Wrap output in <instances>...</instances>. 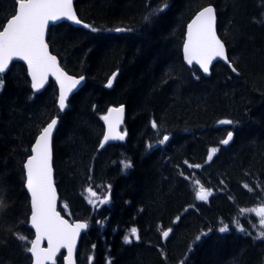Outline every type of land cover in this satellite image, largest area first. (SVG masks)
<instances>
[{"label":"trees","instance_id":"16d2710c","mask_svg":"<svg viewBox=\"0 0 264 264\" xmlns=\"http://www.w3.org/2000/svg\"><path fill=\"white\" fill-rule=\"evenodd\" d=\"M208 4L238 74L216 62L205 77L182 60L186 23ZM75 9L99 31L67 22L49 30L64 68L86 79L63 113L53 81L34 94L21 63L3 78L0 264H31L16 238L26 237L28 247L32 235L23 163L54 115L53 165L64 212L89 223L78 264H264L261 228L250 221L256 217L241 214L264 204V0H75ZM12 13L14 0H0V25ZM114 70L118 76L107 88ZM114 104L125 107V139L101 147L102 117ZM230 131L233 139L221 144ZM125 161L131 167L122 170ZM192 178L215 190L208 202L196 200ZM89 187L109 202L90 203ZM234 220L243 221L244 231ZM223 225L226 232L219 231ZM133 227L139 239L130 236L126 244Z\"/></svg>","mask_w":264,"mask_h":264},{"label":"snow or ice","instance_id":"6c2138e0","mask_svg":"<svg viewBox=\"0 0 264 264\" xmlns=\"http://www.w3.org/2000/svg\"><path fill=\"white\" fill-rule=\"evenodd\" d=\"M167 7L168 5L164 4L154 9L148 16H145V20H149L152 15H158ZM61 18H66L78 25L82 24L73 10V0H14V14L6 19V23L0 25V29H2L0 30V88L3 87V74L9 69L11 62L16 58L22 59L27 63L32 81L31 87L34 91L44 87L49 73L55 76L60 89L57 103L59 110L62 111L67 106L66 101L69 93L84 78L81 77L78 80L68 76L59 68L56 57L48 52V46L44 40L45 28L49 21H57ZM215 20V10L212 6H208L203 8L192 23L188 25V39L184 45L185 60L189 64L195 61L204 73H209V65L214 59L221 58L225 61L228 59L225 45L216 34ZM83 27L90 28L92 32L99 31L87 24H83ZM115 31L131 30L117 28ZM232 70L236 71L234 67ZM116 75L117 73H113L112 77L108 79L107 87L112 86ZM123 112L124 106L121 105L118 108H109V114L102 117L107 123L108 130L101 142V147L109 140L125 139V134L117 130L118 125L122 122ZM57 123V119L53 118L45 127L40 129L31 149L32 155L24 163L27 176L26 187L31 193V223L36 230V237L30 241L31 247L26 246V237L17 234L16 238L25 244L24 251L31 254L32 264H45L46 261L55 264V257L61 248H67L68 264H73L76 238L81 230L88 227L87 223L70 225L55 210V190L52 186L51 169V139ZM220 123L232 124L233 121L223 120ZM152 127H157L155 121H153ZM232 139L233 132L230 131L220 143L227 145ZM167 140L168 137L165 136L160 143L163 144ZM216 151V148L210 149L209 160L212 159V155ZM130 167V162H122V170ZM191 167L198 168L201 166L194 165ZM192 179L196 199L206 201L211 195V190L205 189L198 180ZM87 191L90 194L89 202L92 204H106L110 200L108 195H105L103 199L98 197L91 187ZM4 207V201L0 199V209ZM241 211L253 212L259 217L261 231L257 233L256 238L264 239V204ZM234 223L237 224L238 231H244L238 220H234ZM227 230V225L219 229L220 232ZM169 231H164L163 237H168ZM204 235L206 234L201 233L200 236L196 237V241H199ZM130 236L139 239L138 230L135 227L131 228L129 234L124 236V243L132 242ZM44 238L48 241L47 249L40 247V241ZM191 250L190 246L189 251ZM89 259L91 260V257ZM181 264L184 262L182 261Z\"/></svg>","mask_w":264,"mask_h":264},{"label":"water","instance_id":"95a60500","mask_svg":"<svg viewBox=\"0 0 264 264\" xmlns=\"http://www.w3.org/2000/svg\"><path fill=\"white\" fill-rule=\"evenodd\" d=\"M74 2H75V0H73V10H74V12H75V14H76V10H75V6H74ZM208 6H212V7L214 8L213 5H207V6L202 7L201 9H199V10L193 15V17H192V18L188 21V23L186 24V28H185V40H184V43H183V46H182V53H183L184 61H185V63H186L187 65H191L192 63H196L195 61H193L191 64H189V63L185 60L184 45H185V43L187 42V39H188V25L192 23V21L196 18L197 14H198L203 8L208 7ZM214 10H215V8H214ZM76 16H77V18L79 19V17H78L77 14H76ZM215 17H216V13H215ZM79 20H80V19H79ZM60 21H67V22H69V23H71V24H73V25H75V26H79V27H83V24H87V23H85V22L82 21V24L78 25V24H76V23H74V22H72V21L67 20L66 18H61V19H59V20H57V21H49L48 25H47L46 28H45L44 40H45V43H46L47 46H48V52H49L50 55L56 57L57 64H58L59 68H60L63 72H65L68 76H71V77H73L74 79H78V80H79L81 77L84 78V79L81 81V83H80L79 85H77V87H76L75 89H73L72 92L69 93V96H68V99H69V97H70L74 92H76V91H77V90H78V89L84 84V82H85V77H84V76H75V75H71V74L67 73V72H66V71L60 66L58 57H57L56 55H54L53 53H51V51H50L49 45H48V43H47V41H46L47 30H48V28H49V26H50L51 24H55V23H58V22H60ZM80 21H81V20H80ZM87 25H88V24H87ZM83 28H85V27H83ZM215 30H216V34H217L218 38L221 40V38L219 37V35H218V33H217V29H216V20H215ZM221 41H222V40H221ZM222 42H223V41H222ZM223 43H224V42H223ZM224 45H225V44H224ZM225 49H226V46H225ZM226 55H227V52H226ZM14 60H20V61L24 62V63L26 64V66H27L26 61H24V60H22V59L16 58V59H14ZM216 60H221V61H223L224 63L228 64L229 66L231 65V64L228 62V59H227V61H225V60H223V59H221V58H216V59H214V60L212 61V63L209 65V73H204L203 70L200 68L199 64H197V63H196V64L198 65V67L200 68V70L202 71V73H203L205 76H208V75L211 73V72H210V68H211L212 64H213ZM230 67H231V69L233 68L232 65H231ZM233 72H234V71H233ZM27 73H28V77H29V79H30V84H31L32 81H31V76H30L29 71H28V67H27ZM113 73H117V71H114ZM113 73H112V74H113ZM234 73L236 74L237 71H235ZM112 74H111V76H110L109 78L112 77ZM116 76H117V75H116ZM115 78H116V77H115ZM50 79H52L53 81H55V83H56V85H57V88H58V96H59V91H60V89H59V83L57 82L55 76L51 75V73H49V75H48V77H47V80H46V82H45L43 88H41V89L38 90V91H34L33 89H32V90H33L35 93H39V92H41V91H42V90L48 85ZM114 80H115V79H114ZM114 80H113V83H114ZM106 85H107V83H106ZM112 85H113V84H112ZM31 88H32V87H31ZM68 99H67V101H68ZM57 100H58V98H57ZM67 101H66V103H67ZM57 106H58V103H57ZM120 106H121V105H120ZM120 106H112V107H110V108H118V107H120ZM123 106H124V105H123ZM62 111H63V110H62ZM108 114H109V113L107 112L106 115H108ZM53 118L57 119V121L59 122V117L55 116V117H53ZM53 118H52V119H53ZM123 118H124V112H123L122 122H123ZM52 119H51V120H52ZM51 120H50V121H51ZM50 121H49V122H50ZM122 122H121V123L118 125V127H117V130H118L119 132H120V126H121ZM46 125H47V124H46ZM46 125H45V126H46ZM57 125H58V123H57ZM57 125H56V127H55V129H54V131H53V135H54V133H55V130H56V128H57ZM105 125H106V129H105V133H106L107 130H108V126H107L106 121H105ZM37 136H38V135H37ZM37 136H36V137H37ZM52 139H53V136H52ZM52 139H51V169H52V186H53V188H54V190H55V210H56L57 213H59L60 217H61L62 219H64V220H66L70 225H73V224H76V223H85V222L80 221V220H74L73 222H70L67 218H65L64 216H61L60 212L57 210L59 194H58V191H57V188H56L55 182H54ZM35 140H36V138H35ZM35 140H34L33 144L35 143ZM116 140H118V139H115V140H109L108 142H110V141H116ZM33 144H32V146H33ZM32 146H31V149H32ZM30 155H32V151L30 152V154L28 155V157H29ZM28 157H27V158H28ZM27 158H26L25 162L27 161ZM25 162H24V163H25ZM24 170H25V169H24ZM26 182H27V176H26V170H25V188H26L27 193H28V195H29V198H30V206H31V193L28 191V189H27V187H26ZM31 213H32V208H31ZM31 213H30V216H29V226L34 230V232H35V237H36V230H35V228L32 226V223H31ZM84 230H85V229L81 230V232L84 231ZM81 232H80V234H81ZM80 234H79V235L77 236V238H76V245H75V249H74V252H73V264H75V252H76V249H77V243H78V240H79V236H80ZM35 237H34V239H35ZM164 238H165V237H164ZM34 239H33V240H34ZM44 240L46 241V244H47L46 247H43ZM40 247H41V248H44V249H47V247H48V241H47L46 238H44V239H42V240L40 241ZM62 249H63V248H62ZM64 249L66 250V256H65L64 264H68V261H67V255H68L67 248H64ZM57 254H58V253H57ZM46 263L52 264L51 261H46L45 264H46Z\"/></svg>","mask_w":264,"mask_h":264},{"label":"rangeland","instance_id":"374dc122","mask_svg":"<svg viewBox=\"0 0 264 264\" xmlns=\"http://www.w3.org/2000/svg\"><path fill=\"white\" fill-rule=\"evenodd\" d=\"M205 189H208V190H210V188H207V187H205V186H203ZM101 199H103V197H101ZM258 206H260V205H257V206H253V207H249V208H245V209H253V208H256V207H258ZM244 210V209H243ZM245 213H247V212H241V214H245ZM258 222H259V217H258ZM253 223L254 224H256L255 223V221H253ZM224 226V225H223ZM223 226H221V227H223ZM237 226V224H233V227H236ZM260 226V225H259ZM220 227V228H221ZM256 230H258V231H261L260 229H256Z\"/></svg>","mask_w":264,"mask_h":264},{"label":"bare ground","instance_id":"6f19581e","mask_svg":"<svg viewBox=\"0 0 264 264\" xmlns=\"http://www.w3.org/2000/svg\"><path fill=\"white\" fill-rule=\"evenodd\" d=\"M227 58H228V56H227ZM228 62L232 65V63L229 61V59H228ZM228 65V64H227ZM229 66V65H228ZM233 66V65H232ZM234 67V66H233ZM203 74V73H202ZM211 74V73H210ZM210 74L208 75V76H205L204 74V76L205 77H209L210 76ZM120 105H123V104H120ZM120 105H116V106H120ZM124 117H125V107H124ZM123 126H124V118H123V122H122V124H121V126H120V130H121V132H122V134H125L124 133V131H123ZM227 137V136H226ZM119 141H121V140H119ZM118 142V141H117Z\"/></svg>","mask_w":264,"mask_h":264}]
</instances>
